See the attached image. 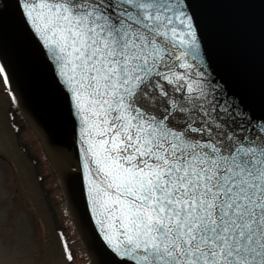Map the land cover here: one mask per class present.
Here are the masks:
<instances>
[{
  "label": "snow or ice",
  "instance_id": "6c2138e0",
  "mask_svg": "<svg viewBox=\"0 0 264 264\" xmlns=\"http://www.w3.org/2000/svg\"><path fill=\"white\" fill-rule=\"evenodd\" d=\"M224 2H0V79L26 98L19 35L97 264H264V70L257 109L236 26L210 11Z\"/></svg>",
  "mask_w": 264,
  "mask_h": 264
},
{
  "label": "rangeland",
  "instance_id": "374dc122",
  "mask_svg": "<svg viewBox=\"0 0 264 264\" xmlns=\"http://www.w3.org/2000/svg\"><path fill=\"white\" fill-rule=\"evenodd\" d=\"M8 103L0 79V155L3 156L0 157V264H90L72 227L51 166L39 162L34 168L18 147H7L5 151L3 142H10V138L1 130H4ZM31 141L36 143L31 133L25 131L20 143L30 145Z\"/></svg>",
  "mask_w": 264,
  "mask_h": 264
},
{
  "label": "water",
  "instance_id": "95a60500",
  "mask_svg": "<svg viewBox=\"0 0 264 264\" xmlns=\"http://www.w3.org/2000/svg\"><path fill=\"white\" fill-rule=\"evenodd\" d=\"M2 2V0H0ZM221 19L236 26L234 43L241 51L245 64V83L254 106L259 108L261 92V72L264 70V0H226V2L210 9ZM14 24V16L10 12L8 25ZM10 52L17 58L27 62L25 72L26 98L13 100L16 95L10 88L16 87L5 84L9 96L17 108L19 115L26 122L30 132L38 142L44 156L53 169L72 220L78 238L85 250L90 264H97L99 239L93 236V222L82 215V203L78 195H74L66 178L67 164L55 150L53 141L59 143L63 136L55 117L46 102L48 92L47 73L43 68L38 54L19 35L10 40ZM234 85V81L230 80Z\"/></svg>",
  "mask_w": 264,
  "mask_h": 264
},
{
  "label": "flooded vegetation",
  "instance_id": "af4514ba",
  "mask_svg": "<svg viewBox=\"0 0 264 264\" xmlns=\"http://www.w3.org/2000/svg\"><path fill=\"white\" fill-rule=\"evenodd\" d=\"M8 100H9V98H8ZM7 108L8 109L6 110V114L4 117V126H3L4 130H1V131H6L8 133V137L10 138V142H8V141L3 142V144H5V146H6L5 151L7 150V147L9 149H11L12 147H14V148L18 147V149H20V151L24 155V157H26V159H28V161L33 165L34 168H37L38 164H40V163L42 166L47 165V162L45 161L43 156H41L40 150H39L38 145L36 143H33V141H31L32 143L30 145H23L20 143V140L23 137L24 132L28 131V128L26 127L23 120L19 117V114L17 112L16 107L14 106V104L10 100H9ZM5 125H6L7 129H6ZM1 139L2 138L0 135V141H1ZM1 146H2V142H0V147ZM34 150L36 153H33ZM0 157L3 158L2 155H0ZM37 177H39V176L37 175ZM41 181H43V177H42ZM43 195L45 196L46 194H43ZM47 209L49 211V206L47 207Z\"/></svg>",
  "mask_w": 264,
  "mask_h": 264
}]
</instances>
